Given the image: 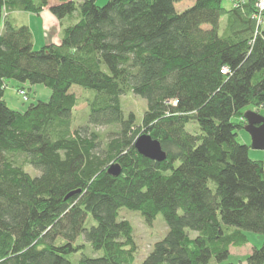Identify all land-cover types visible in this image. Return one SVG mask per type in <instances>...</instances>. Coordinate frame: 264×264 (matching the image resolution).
Segmentation results:
<instances>
[{
    "label": "trees",
    "instance_id": "trees-1",
    "mask_svg": "<svg viewBox=\"0 0 264 264\" xmlns=\"http://www.w3.org/2000/svg\"><path fill=\"white\" fill-rule=\"evenodd\" d=\"M180 1L0 0V264H74L77 251L75 264H135L123 207L168 225L136 264H229L248 232L263 243L246 262L264 264V157L238 139L243 109L264 106V11L256 24L255 0ZM45 6L69 24L35 49L11 14ZM8 78L50 95L16 110L3 97ZM129 90L146 101L140 124L120 103ZM81 104L84 123L73 119ZM142 132L164 161L138 153Z\"/></svg>",
    "mask_w": 264,
    "mask_h": 264
},
{
    "label": "rangeland",
    "instance_id": "rangeland-1",
    "mask_svg": "<svg viewBox=\"0 0 264 264\" xmlns=\"http://www.w3.org/2000/svg\"><path fill=\"white\" fill-rule=\"evenodd\" d=\"M106 1L107 0H96L99 6L103 5ZM190 1L191 0H183V2H180L177 5L178 9L188 5ZM222 4H224L225 6L231 5V3H227V0H223ZM45 7H48V6H45ZM42 19L44 21V16ZM223 22H224V18L221 19L220 25H223ZM31 23H32V26L30 27L33 30V33L37 34L38 36V38H36V42L34 41L35 43L33 45H35V49H39L40 46L45 45L44 44V41H45L44 33L40 31L41 36L39 37V34H38L39 27L37 28L36 23L34 22H31ZM45 23H47L46 27L44 28L45 33L46 34L49 33L50 35L51 34L57 35V33H55L56 28L54 27L52 22L45 21ZM26 24L29 25V23H26ZM63 25L60 26L61 30L63 28ZM40 26H42V23ZM21 89H23L26 92L25 99L23 97L24 95L20 93ZM4 90H5L4 96H3L4 100H6L7 105L9 107H12L16 110L25 109L31 102H35L38 99L47 100L50 95V90L46 88L43 84H29L28 82L17 81L14 78H8V81L6 82V86ZM74 90L76 91L75 94L79 96L80 90L79 89H74ZM120 103H121V106L123 107L124 114L127 115L129 111L133 112L135 116V122L137 124H140L142 117H143L142 115L144 111L147 109L145 99L142 96L140 95L138 96L134 94L131 90H129L125 94H121ZM84 106L85 104H81L76 107L77 109L73 113V119L75 122H78V123L86 122L87 115L89 113V108L84 107ZM246 108L248 107L246 106L243 109L245 112H246ZM253 108L255 109L256 113H259L258 109L260 108V106L258 109H256L255 107ZM262 113L264 114V110L262 111ZM186 125H187L186 128L189 131L193 132L195 124H193L192 122H189ZM101 129L108 130L109 128L102 127ZM238 133H239L238 139L241 142H244V143L246 142L247 144H250V148L248 150L249 157L253 159H262L264 157L263 150L262 149L258 150L251 145L252 144L251 138L249 137L248 133H246L244 129H240ZM26 170L33 176L39 173L36 169H33L32 166L26 167ZM119 215H120V218L125 217L126 219H128L130 224L133 227V236L135 238L136 245L138 246L136 255H135L136 257L135 264L140 263L145 258V256L150 251V249L152 248L151 245L154 242H156L158 239H161L166 235V232L168 230V225L167 223H165L162 213H158L151 222H147L146 220H144L142 214H140L138 210H135V209L132 210L127 207L121 208L119 210ZM94 222L95 221H94L93 216H91V214H87L84 227L89 228L91 224H93ZM190 233L192 236L196 234L193 231H190ZM82 239L83 238H79L78 243H81ZM248 241L249 242L245 244L242 248H238L239 252H244V251L249 252L252 250V247H254L255 245H261L263 243V236L258 232H248ZM83 252L89 256H92V255L97 256L101 254V251H96L93 248H90L88 245H86V247L83 249ZM79 257H80V252L77 251L71 254L69 258L75 264L77 263ZM229 259L231 260L232 264H248L246 261H238V258L234 255L229 257Z\"/></svg>",
    "mask_w": 264,
    "mask_h": 264
},
{
    "label": "water",
    "instance_id": "water-1",
    "mask_svg": "<svg viewBox=\"0 0 264 264\" xmlns=\"http://www.w3.org/2000/svg\"><path fill=\"white\" fill-rule=\"evenodd\" d=\"M244 117L247 122L244 130L251 138V145L258 150H264V115L249 111L245 112ZM134 147L140 155L149 159L157 161H164V159H166V153L161 148L160 142L151 137L148 133L142 132L138 135L134 142ZM106 171L115 176L121 172L118 164H110ZM73 193H75V191L68 193V196Z\"/></svg>",
    "mask_w": 264,
    "mask_h": 264
},
{
    "label": "crops",
    "instance_id": "crops-1",
    "mask_svg": "<svg viewBox=\"0 0 264 264\" xmlns=\"http://www.w3.org/2000/svg\"><path fill=\"white\" fill-rule=\"evenodd\" d=\"M50 1V3L49 4H55V3H57V2H59L60 0H49ZM78 2H81V0H77ZM180 2H183V0L182 1H180ZM179 2V3H180ZM192 2H193V0H191L190 2H189V4L188 5H186V6H184V7H181L180 9H183V8H186V7H189L190 6V4H192ZM179 3H177L176 4V6L179 4ZM13 17H14V19H16L17 21H19V22H22V23H29V27L30 26H32V23L31 22H34V23H36L37 24V28L39 27V29H38V34H39V37L41 36V34H40V31H42L43 33H44V44H50V42H53V43H59L60 41H61V33H60V31H61V27L60 26H62L63 25V23H64V25H67V24H69V21L67 20V19H62V20H60V21H62V22H60L59 20H58V18L49 10V6L48 7H44V8H42L40 11H39V13L38 14H36V13H34V12H30V11H27V12H22V11H16V12H12V14H11ZM42 15V16H41ZM43 16H44V21H43ZM40 19H41V21H40ZM45 21H50V22H52V24L54 25V27L56 28V32L55 33H57V35H55V34H49L48 32V34H46L45 33V27H46V25H47V23H45ZM42 23V26H40L41 25V23ZM65 22H67V23H65ZM61 23H62V25H61ZM63 25V26H64ZM2 26L0 25V34L3 32L2 31ZM31 28V27H30ZM50 28V27H49ZM60 30V31H59ZM31 32H32V34H33V44L36 42V38H38V36H37V34H35V33H33V30L31 29ZM50 35V36H49ZM35 41V42H34ZM34 47H35V45H34ZM253 107H255V106H251V105H249L248 106V108H246V112H249V111H254L255 112V109L253 108ZM256 108V107H255ZM256 109H258V108H256ZM259 110V114L261 113V114H263L262 113V111L264 110V106H260V108L258 109ZM264 115V114H263ZM244 119H245V117H244ZM246 120V119H245ZM247 133V132H246ZM249 135V134H248ZM250 137V136H249ZM246 143V142H245ZM247 144V143H246ZM249 242V241H248ZM247 242V243H248ZM246 243V244H247ZM245 245V244H244ZM243 246H240V247H238V246H233V247H231L230 249H229V253H230V256L229 257H231L232 255H234V256H236L237 258H238V261H246V257H247V255L248 254H250L251 253V251H249V252H246V251H244V252H239V250H238V248H242ZM252 249H253V247H252ZM227 263H229V264H232V262H231V260L228 258V260L226 261Z\"/></svg>",
    "mask_w": 264,
    "mask_h": 264
},
{
    "label": "built area",
    "instance_id": "built-area-1",
    "mask_svg": "<svg viewBox=\"0 0 264 264\" xmlns=\"http://www.w3.org/2000/svg\"><path fill=\"white\" fill-rule=\"evenodd\" d=\"M234 0H230V2H233ZM255 5H256V11L255 14L253 15V19L256 20V24H259L261 22L262 16L261 12L264 11V0H255ZM20 93L23 94L24 99H25V94L26 92L21 89Z\"/></svg>",
    "mask_w": 264,
    "mask_h": 264
}]
</instances>
